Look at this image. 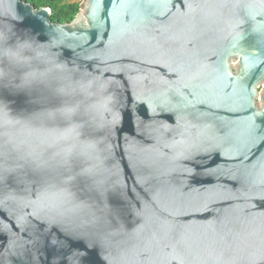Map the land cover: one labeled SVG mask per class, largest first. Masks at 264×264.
Instances as JSON below:
<instances>
[{
	"label": "water",
	"instance_id": "water-1",
	"mask_svg": "<svg viewBox=\"0 0 264 264\" xmlns=\"http://www.w3.org/2000/svg\"><path fill=\"white\" fill-rule=\"evenodd\" d=\"M50 16L0 0V264H264V0Z\"/></svg>",
	"mask_w": 264,
	"mask_h": 264
},
{
	"label": "trees",
	"instance_id": "trees-1",
	"mask_svg": "<svg viewBox=\"0 0 264 264\" xmlns=\"http://www.w3.org/2000/svg\"><path fill=\"white\" fill-rule=\"evenodd\" d=\"M29 3L35 10L49 8L51 22L57 24L71 23L81 8L80 0H22Z\"/></svg>",
	"mask_w": 264,
	"mask_h": 264
},
{
	"label": "snow or ice",
	"instance_id": "snow-or-ice-1",
	"mask_svg": "<svg viewBox=\"0 0 264 264\" xmlns=\"http://www.w3.org/2000/svg\"><path fill=\"white\" fill-rule=\"evenodd\" d=\"M82 255H87V248L86 247L82 250ZM87 264H90V262H87Z\"/></svg>",
	"mask_w": 264,
	"mask_h": 264
},
{
	"label": "rangeland",
	"instance_id": "rangeland-1",
	"mask_svg": "<svg viewBox=\"0 0 264 264\" xmlns=\"http://www.w3.org/2000/svg\"><path fill=\"white\" fill-rule=\"evenodd\" d=\"M80 1H81V3H82L83 0H80Z\"/></svg>",
	"mask_w": 264,
	"mask_h": 264
}]
</instances>
